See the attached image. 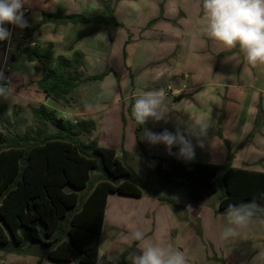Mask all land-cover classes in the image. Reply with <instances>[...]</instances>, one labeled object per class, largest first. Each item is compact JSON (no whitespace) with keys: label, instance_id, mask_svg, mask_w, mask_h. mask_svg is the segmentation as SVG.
I'll list each match as a JSON object with an SVG mask.
<instances>
[{"label":"trees","instance_id":"1","mask_svg":"<svg viewBox=\"0 0 264 264\" xmlns=\"http://www.w3.org/2000/svg\"><path fill=\"white\" fill-rule=\"evenodd\" d=\"M102 2L106 16L59 11L45 14L39 25L91 23L92 33L103 24L119 25L111 3ZM5 47L6 41L0 42V49ZM52 49V43L44 49H24L28 60L36 62L37 86L46 97L70 103L71 94L83 81L103 78L86 76L80 52L54 59ZM53 59L55 64L50 66ZM5 108L0 106V113ZM30 111L36 123L34 132L0 130V251L19 255L40 252L51 261L67 263L77 249L79 264H97L108 195L139 197L143 190L156 194L125 167L115 149L83 141L82 136L95 129L93 121L74 123L45 105L30 106ZM261 111L260 107L258 113ZM258 124L257 120V131L264 126ZM149 160L162 180L186 186L193 201L222 187L219 212L254 201V216L264 217V171L237 168L231 162L221 167L161 156ZM85 189L87 194L80 195Z\"/></svg>","mask_w":264,"mask_h":264},{"label":"rangeland","instance_id":"2","mask_svg":"<svg viewBox=\"0 0 264 264\" xmlns=\"http://www.w3.org/2000/svg\"><path fill=\"white\" fill-rule=\"evenodd\" d=\"M81 26L87 25L77 26L80 29H69L67 40L75 50L84 49L86 52H91V45L95 44L96 54H100L101 60L92 58L93 55L90 53L85 64V74L86 76L103 75V78L83 81L71 94V108L69 103L47 100L44 94L43 97L39 95V98H35L39 91L36 84L38 74L24 53L27 42H21L17 47L18 35L22 33V29L15 27L12 36L14 41L9 44V51H6L7 46L5 49H0V70L7 78L0 83H5L12 90L7 97L0 96V106H6L0 113V130L18 133L28 129L34 132L36 123L30 106L26 105L27 98L36 106L43 103L54 109L58 116L65 120L74 123L76 122L74 118L78 121L91 120L95 124V129L83 135V141L85 143L95 141L100 146L115 149L125 167L135 172L141 181L155 192L156 195L151 196L147 190H143L142 200L131 201L130 210L127 211L132 215L130 226H133V230L144 233V241L134 240L133 243L130 234L116 235L117 232L111 229L113 236L108 237L109 242L104 236L102 247L103 250H108L107 264H131V257L148 244H158L161 247H170L182 252L187 264H264V217L252 216L247 227L238 230V235L223 238V230L233 227L228 222L227 211L219 212L218 210L220 199L224 195L223 188L220 187L217 192L201 201H193L187 195L186 186H177L162 180L149 160L150 156H162L168 149L163 144L154 145L142 139L143 130L147 128L159 133L163 131L159 124L165 121L154 122L149 119L145 125H137L131 115V109L135 98L144 92L152 91L151 88L155 86L152 84V79L157 65H147V61L155 58L159 47L152 40H145L137 45V42L131 41L132 38L134 39L133 34L125 31L124 28L120 33H109L115 39L113 45L112 42L104 44L107 32L94 35L92 32H87L86 27ZM62 49L58 48L57 53L68 58L72 56V50L69 52ZM5 51L7 60H5ZM226 54H220L217 58L224 59L228 54H233L232 62L236 64L240 62V68H243L240 70L238 67L239 72L234 74L233 79L241 82L242 76L245 78V73L250 79H255L254 76L257 74L259 78L255 82L264 88V66L249 65L238 49L229 50ZM189 57L190 59L196 57L199 64L195 63L187 67L201 71L199 79L203 82L211 81L210 77L213 76L212 74L210 77L207 76L208 71L203 62L204 58H210V54L192 50ZM87 71L94 74H88ZM219 76L221 77V73L218 78ZM223 92L224 89L220 88L219 93ZM89 104L93 106V111H89L86 107ZM16 106H21L23 109ZM260 107L262 111L259 114ZM257 120L259 127L261 124L264 125V99L260 97L253 128L247 137L249 141L256 135L261 136V132L264 133V126L256 130ZM263 164L264 158L256 167H262ZM234 165H237V162ZM87 192L88 190L85 189L80 192V195L84 196ZM110 202L114 204L112 199ZM112 224V220L110 224L108 220L106 221V226L111 227ZM124 236L129 237L128 243L123 242ZM107 242L109 244L116 242V248H111ZM0 255L8 256L2 251ZM110 257L113 259L111 262H109ZM77 258L78 250L75 249V256L70 264H79ZM0 264H3L1 258ZM41 264L53 263L44 259Z\"/></svg>","mask_w":264,"mask_h":264},{"label":"crops","instance_id":"3","mask_svg":"<svg viewBox=\"0 0 264 264\" xmlns=\"http://www.w3.org/2000/svg\"><path fill=\"white\" fill-rule=\"evenodd\" d=\"M102 1L111 3L114 9V17L119 23V25L114 23L103 24L93 33L97 35L107 32L108 35L104 39V44L112 42L113 45L115 39L109 33H120L124 28L125 31L133 34L134 39L132 38L131 41L137 42V45L145 42V40H152L159 47L155 58L147 61V65H157L156 73L152 79V84L155 86L151 90L163 89L166 93L165 102L169 103L166 104L169 120L159 124L160 128L163 130L167 128L169 131H174L177 126L182 130L193 129L198 122L207 126V135L202 141L203 146L194 148L192 159L180 157L177 154L178 149L175 147L171 150L172 154L167 150L161 157L168 158L169 155L168 159L210 163L221 167L231 162L230 164L237 168L264 171V164L262 167H256L259 161L264 158V143L262 144L264 133L261 132V136L256 135L251 141L247 138L253 128L258 98L264 99V88L258 86L255 82L259 78L257 74L254 76L255 79H250L249 75L245 73V78L242 76V81L240 79L241 82L233 79L234 74L239 72L237 71L238 67L243 70L242 67V69L240 68V62H237V64L232 62L231 59H234L233 54H228L224 59L223 57L217 58L220 54L224 55L229 50L207 36L205 32L206 21L202 12V0H28L25 7L30 9V14L26 18L29 26L23 28L22 33L18 35L17 47L19 43L27 42L26 47L44 49L52 43L54 59L58 55H62L57 53L58 48L60 50L64 48V51L69 50V52L73 48L72 54L75 51L81 53L85 71V64L90 53L93 55L92 58L101 60L100 54H96L95 44L91 45V52H86L84 49V51L75 50L74 46L68 42L67 37L69 29H80L77 27L80 25H87L81 27H86L85 29L90 33L92 24L69 23L56 26L53 23L39 25V22L45 14L59 11L65 15L106 16L107 11ZM139 34L141 35L138 37ZM13 41L11 36V40L7 41L6 51H9V44ZM192 50L210 54V58H204L203 62L206 64L207 76L210 77V74H212L214 80L213 77H210L211 81L203 82L199 79L201 71L187 67L188 65H195V63L196 65L199 64L196 57L190 59L189 56ZM6 51L5 60L8 59ZM54 59L49 62L50 66H54ZM32 64L35 65L36 62H32ZM87 72L88 74H94L93 72ZM219 73H221L222 79H220V76L218 78ZM36 78L38 80L39 77ZM220 88L224 89L223 93H219ZM37 93L36 99L39 98V95L43 97L40 89ZM45 98L47 100L52 99L46 96ZM205 98L207 99L205 100ZM25 100H27V106L38 107L36 104L30 103L28 98ZM70 104L69 107L71 108ZM74 120L78 121L77 118H74ZM192 143L196 145L197 142L193 139ZM236 162L237 165H234ZM142 197L117 193L108 195L97 264H107L108 250H103L102 247L104 236L107 237V241L109 236H113L111 229L117 232L116 235L120 234V236L129 235L130 231L134 229L133 226H130L132 215L127 211L130 210L131 201L142 200ZM111 199L114 204H111ZM107 220L109 224L112 220L111 227L106 226ZM114 240L116 239L114 238ZM108 242L107 244L111 248H116V242H111V244ZM132 242L134 243V240ZM5 254H8V256L2 257L0 255L3 264H41L44 259L53 264L63 263L51 261L43 257L40 252L30 255ZM110 258L109 262L113 260L112 257ZM71 262L67 263L70 264Z\"/></svg>","mask_w":264,"mask_h":264},{"label":"clouds","instance_id":"4","mask_svg":"<svg viewBox=\"0 0 264 264\" xmlns=\"http://www.w3.org/2000/svg\"><path fill=\"white\" fill-rule=\"evenodd\" d=\"M28 0H0V42L10 41L12 33L6 24L18 28L28 27L25 19V5ZM202 12L207 36L227 50L238 49L245 61L253 66H264V0H202ZM0 70V82L5 81ZM11 88L0 83V96L7 97ZM166 93L163 89L147 91L135 98L131 115L137 125H145L149 119L154 122H167L168 109L165 103ZM93 111L92 105L86 106ZM207 135V126L198 122L193 129L174 131L165 128L156 133L147 128L143 130L142 139L150 144H163L172 154V148L178 149V155L185 159L194 157V148L203 146L202 141ZM196 140L193 145L192 140ZM256 204L231 205L227 209L228 222L233 227L223 230L222 237L229 238L239 234L238 230L247 227L254 215ZM131 239L144 241V233L139 230L130 231ZM123 242L128 243L129 237L124 236ZM131 264H187L182 252L148 244L138 254L131 257Z\"/></svg>","mask_w":264,"mask_h":264},{"label":"built area","instance_id":"5","mask_svg":"<svg viewBox=\"0 0 264 264\" xmlns=\"http://www.w3.org/2000/svg\"><path fill=\"white\" fill-rule=\"evenodd\" d=\"M29 14H30V9L27 8V7H25V19L28 17ZM5 26H6V27L9 29V31L12 33L11 36H13L15 26L10 25V24H6Z\"/></svg>","mask_w":264,"mask_h":264},{"label":"water","instance_id":"6","mask_svg":"<svg viewBox=\"0 0 264 264\" xmlns=\"http://www.w3.org/2000/svg\"><path fill=\"white\" fill-rule=\"evenodd\" d=\"M155 170V169H154ZM156 172V171H155ZM158 175V174H157Z\"/></svg>","mask_w":264,"mask_h":264}]
</instances>
